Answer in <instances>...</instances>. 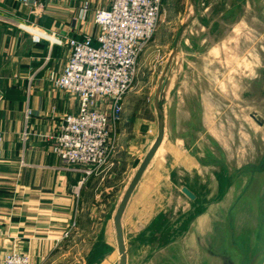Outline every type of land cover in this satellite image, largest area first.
Returning <instances> with one entry per match:
<instances>
[{"label":"rangeland","instance_id":"rangeland-1","mask_svg":"<svg viewBox=\"0 0 264 264\" xmlns=\"http://www.w3.org/2000/svg\"><path fill=\"white\" fill-rule=\"evenodd\" d=\"M126 96L122 144L84 191L95 222L87 217L86 232L67 236L45 264H119L116 238L100 231L90 246L89 229L108 217L97 216L98 199L116 204L133 178L160 111L165 142L123 219L127 264H262L264 0H165ZM126 151L129 172L112 198L109 177Z\"/></svg>","mask_w":264,"mask_h":264},{"label":"crops","instance_id":"crops-1","mask_svg":"<svg viewBox=\"0 0 264 264\" xmlns=\"http://www.w3.org/2000/svg\"><path fill=\"white\" fill-rule=\"evenodd\" d=\"M111 3L112 0H0V132L4 135L0 159V260L17 250L27 253L31 264H45L67 238L68 231L76 236L86 232L83 224L87 217L95 222L93 215L83 211L82 200L97 172L87 175L85 166L67 164L54 150L66 116L79 112L80 101L75 94L55 87L51 80L52 73L64 70L69 57L68 45L53 38L96 36V10L109 8ZM30 28L48 35L35 42ZM126 100L127 96L122 119L113 129L117 149L122 144L121 127L129 122L124 115ZM161 146L129 199L122 225L133 195ZM128 155L132 152H123V157L115 160L117 168L106 189L112 198L114 187L129 172ZM132 179L119 197L118 206ZM97 202V216L104 213L108 217L102 224L97 217L96 228L89 229L90 246L103 240V232H107V242L110 236L117 240L114 218L118 206L110 198Z\"/></svg>","mask_w":264,"mask_h":264},{"label":"built area","instance_id":"built-area-1","mask_svg":"<svg viewBox=\"0 0 264 264\" xmlns=\"http://www.w3.org/2000/svg\"><path fill=\"white\" fill-rule=\"evenodd\" d=\"M164 2L112 0L109 8L96 10V36L53 38L68 45L69 57L64 70L52 73L51 80L80 101L79 112L66 116L54 150L67 164L85 166L87 175L108 162L117 149L113 129L122 119L139 56L157 29ZM30 29L35 42L48 35ZM3 153L4 135L0 132V159ZM0 264H31V259L27 253L14 250L5 254Z\"/></svg>","mask_w":264,"mask_h":264},{"label":"water","instance_id":"water-1","mask_svg":"<svg viewBox=\"0 0 264 264\" xmlns=\"http://www.w3.org/2000/svg\"><path fill=\"white\" fill-rule=\"evenodd\" d=\"M161 112V117L159 119V131L158 135L149 149L148 153L146 154L145 158L143 159L142 163L140 164L138 170L136 171L132 181L130 182L127 190L124 193V196L117 208L115 218H114V223H115V229H116V236H117V243H118V248L119 252L121 254L119 264H127L128 263V252H127V247L125 243V237H124V231H123V225H122V217L125 212L126 206L129 202V199L137 187L139 181L141 180L145 170L151 163L153 157L155 156L158 148L161 146L163 143V140L165 138V125H164V116ZM183 192L187 194L191 199L195 198V194L187 187H183ZM264 264V261L263 263Z\"/></svg>","mask_w":264,"mask_h":264}]
</instances>
